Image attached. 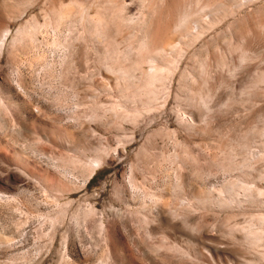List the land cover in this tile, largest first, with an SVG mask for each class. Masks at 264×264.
I'll use <instances>...</instances> for the list:
<instances>
[{
	"label": "rangeland",
	"instance_id": "obj_1",
	"mask_svg": "<svg viewBox=\"0 0 264 264\" xmlns=\"http://www.w3.org/2000/svg\"><path fill=\"white\" fill-rule=\"evenodd\" d=\"M2 41L0 264H264V0H0Z\"/></svg>",
	"mask_w": 264,
	"mask_h": 264
},
{
	"label": "bare ground",
	"instance_id": "obj_2",
	"mask_svg": "<svg viewBox=\"0 0 264 264\" xmlns=\"http://www.w3.org/2000/svg\"><path fill=\"white\" fill-rule=\"evenodd\" d=\"M30 26H32V25H30ZM28 27V26H27ZM24 28H26V27H24ZM32 28H34V27H32ZM25 29H23V30H19L18 32L21 34V32H23ZM26 30H27V28H26ZM29 30H31V29H29ZM33 30V29H32ZM26 32V31H25ZM25 32H23V33H25ZM28 32V31H27ZM30 32V31H29ZM26 34V33H25ZM22 35V34H21ZM24 35V34H23ZM27 35H29V33H27ZM54 43H57V42H54ZM55 46H57L56 44H54ZM60 45V44H59ZM3 47V41L1 42V44H0V50H1V48ZM152 69V68H151ZM163 70L160 68V69H152V71L149 73V77H150V82L151 83H153V82H155V81H157L158 79H159V75L160 74H162L161 72H162ZM91 162V161H90ZM94 162H96L95 160H94ZM80 164V163H79ZM101 224V223H100ZM251 229V228H250ZM250 231H252V230H250ZM102 232H103V230H102ZM101 234V233H100Z\"/></svg>",
	"mask_w": 264,
	"mask_h": 264
}]
</instances>
